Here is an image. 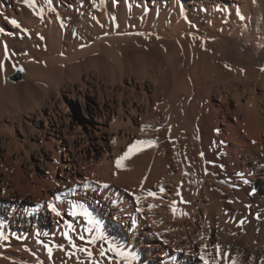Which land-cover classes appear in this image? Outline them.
Instances as JSON below:
<instances>
[{"label":"bare ground","instance_id":"obj_1","mask_svg":"<svg viewBox=\"0 0 264 264\" xmlns=\"http://www.w3.org/2000/svg\"><path fill=\"white\" fill-rule=\"evenodd\" d=\"M36 7L0 0V264H264V0Z\"/></svg>","mask_w":264,"mask_h":264},{"label":"snow or ice","instance_id":"obj_2","mask_svg":"<svg viewBox=\"0 0 264 264\" xmlns=\"http://www.w3.org/2000/svg\"><path fill=\"white\" fill-rule=\"evenodd\" d=\"M25 3L27 4L29 8H31L34 12H36L37 15H42L43 9H40L39 11H37L36 0H25ZM11 23L15 25L17 28L21 27V25L14 19L11 21ZM155 143L156 142L154 140H137L135 143L129 146L127 152H125L124 155H122L116 160L115 162L116 167L122 168L124 166L123 162L127 160L131 155L135 154V152L137 151H142L144 146H154ZM161 191H163V189H161ZM150 195L155 196V193H150ZM137 201H139V197H137ZM72 207H73L72 215L74 216L79 215V216L86 217L88 219L89 224H97V222H95L93 218L91 217L90 213H88L87 211L77 210L76 205H73ZM175 210H176L175 207H173L174 212ZM241 223H243V221H241ZM88 231L89 233H92L93 229L89 228ZM0 238H3L2 234H0ZM69 239L71 240V237H69ZM81 239H84V237L81 236ZM97 239H104L103 232L99 229L98 224L96 228V236L93 238L92 242L94 243ZM109 250L113 251L121 259L127 261V264H133L134 257L132 256L130 252L124 250L123 248L119 247L118 245L112 242H109ZM49 255H51V249H49ZM89 255H91L90 252H89ZM102 255H103V252H102ZM233 264H235V262H233Z\"/></svg>","mask_w":264,"mask_h":264},{"label":"rangeland","instance_id":"obj_3","mask_svg":"<svg viewBox=\"0 0 264 264\" xmlns=\"http://www.w3.org/2000/svg\"><path fill=\"white\" fill-rule=\"evenodd\" d=\"M33 158H34V157H33ZM0 175H2L1 172H0Z\"/></svg>","mask_w":264,"mask_h":264}]
</instances>
